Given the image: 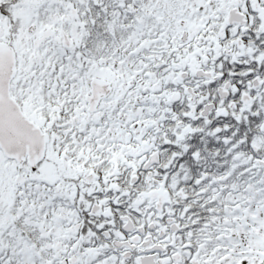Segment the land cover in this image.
Here are the masks:
<instances>
[{
	"label": "snow or ice",
	"instance_id": "6c2138e0",
	"mask_svg": "<svg viewBox=\"0 0 264 264\" xmlns=\"http://www.w3.org/2000/svg\"><path fill=\"white\" fill-rule=\"evenodd\" d=\"M0 264H264V0H0Z\"/></svg>",
	"mask_w": 264,
	"mask_h": 264
}]
</instances>
